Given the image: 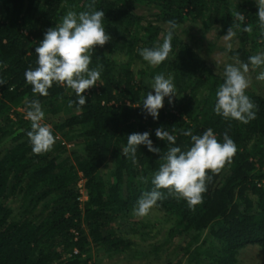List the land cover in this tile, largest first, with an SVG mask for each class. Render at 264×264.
<instances>
[{"label":"trees","instance_id":"trees-1","mask_svg":"<svg viewBox=\"0 0 264 264\" xmlns=\"http://www.w3.org/2000/svg\"><path fill=\"white\" fill-rule=\"evenodd\" d=\"M90 2L0 0V78L6 81L0 84V264H88L94 245L116 253L131 250L132 239L120 228L127 227L142 194L153 189L152 177L168 149L192 146L182 130L202 135L208 128L218 142L223 143L224 133L235 142L232 162L218 175L209 173L212 180L194 211L166 189L160 190L165 198L155 209L161 224L169 223V237L176 231L188 238L184 249L192 264H240L241 247L264 245V93L246 90L257 106L256 118L247 124L217 115L223 74L213 70L178 27L201 21L205 30L214 26L223 34L239 23L234 28L238 44L229 52L248 63L264 46L258 6L247 0H95L96 10L105 13L103 25L111 40L92 56L90 68L103 65V71L98 84L84 93L86 104L69 107V100L78 99L74 91L55 84L46 97L34 94L24 73L37 67L35 48L68 11H86ZM139 5L152 10L153 18L139 13ZM237 11L244 21L234 20ZM170 20L178 25L172 51L152 67L138 50L162 43ZM246 26L251 33L244 31ZM160 73L173 77L178 97L171 104L165 97L154 120L142 102L149 91L154 94L150 82ZM34 99L45 113L42 123L55 137L52 151L42 155L33 153L27 136V105ZM157 128L174 135L176 143L157 138ZM145 131L160 151L140 145L134 164L122 148L128 135ZM64 138L75 142L69 153H64ZM82 178L86 199H81ZM142 225L150 227V221L133 220L127 228ZM206 230L213 244L202 239Z\"/></svg>","mask_w":264,"mask_h":264},{"label":"clouds","instance_id":"clouds-1","mask_svg":"<svg viewBox=\"0 0 264 264\" xmlns=\"http://www.w3.org/2000/svg\"><path fill=\"white\" fill-rule=\"evenodd\" d=\"M256 3L259 26L264 30V0H256ZM87 9L79 13L68 11L60 23L45 32L43 40L35 48L37 67H30L24 73L26 82L32 86L34 94L46 97L49 95V89L55 84L74 91L78 99L69 100V107L74 103L78 107L86 104L84 93L98 84L103 71V65L90 68L92 56L97 46L103 47L111 40L103 25L104 11L96 10L95 0H91ZM232 16L235 21L245 20L244 14L239 11L232 13ZM177 27L174 20L168 21L162 43L138 50L139 55L150 66L157 67L169 58L172 51L171 41ZM234 28L239 29L240 24H232L224 35L229 51L233 48L231 41L236 36ZM244 31L251 33V26H246ZM248 60V63H242L237 59L236 64L225 66L224 81L216 92L214 106V112L225 120L234 119L247 124L256 118L257 106L246 95V90L251 84L246 74L250 70L249 64L253 69L264 66V53L252 55ZM257 79L264 81V72H261ZM4 83L6 81L0 78V84ZM150 87L154 94L152 91L147 93L142 102V110L156 120L159 118V111L164 107L165 97L170 104L173 103V98L178 97L177 90L173 77H166L163 73L154 76ZM27 106L29 110L26 118L31 122V130L27 132V136L32 151L37 155L48 153L54 147L55 137L51 127L42 123L45 118L42 105L39 100L34 99L29 101ZM133 107H140V104ZM181 134L191 137L192 146L186 151H182L180 147L168 149L163 157L165 162L152 177L153 189L143 193L137 201V207L134 209L136 216H147L150 210L157 206V202L165 198L161 189H166L169 195L177 199L186 200L188 207L194 211L195 207L203 202V193L207 191L212 175H218L226 164H230L237 152L235 142L227 133H224L223 143L218 142L211 128L205 130L202 135H194L191 129L182 130ZM155 135L161 140H166L168 144L176 143V137L162 128H157ZM140 145H146L148 150L154 153L160 151L153 146L149 132L132 133L128 135L122 152L131 158L134 164ZM143 179L146 182V178Z\"/></svg>","mask_w":264,"mask_h":264},{"label":"rangeland","instance_id":"rangeland-1","mask_svg":"<svg viewBox=\"0 0 264 264\" xmlns=\"http://www.w3.org/2000/svg\"><path fill=\"white\" fill-rule=\"evenodd\" d=\"M253 5H257L256 0H247ZM137 11L145 17L152 19L153 11L146 9L143 6H137ZM202 22L187 21L178 27L179 33L197 50L203 54L208 63L212 66L216 73L223 74L225 66L228 64H236L237 58L230 54L227 49V43L224 40V35L227 33H219L217 27H210L206 30L201 24ZM238 38L234 37L231 41L233 46L238 44ZM258 54L264 53V46H260L257 50ZM239 60V59H238ZM240 61V60H239ZM241 62V61H240ZM239 66V65H237ZM249 72L246 74L251 80L249 88L261 91L264 93V81L258 80L257 76L264 72V66L253 69L249 66ZM64 153L70 152L74 146V141H66ZM111 165V164H110ZM84 178L82 179V196H86L87 192L84 187ZM160 213L154 208L145 217L134 216L128 222V226L133 225V220L143 219L150 221V227L142 225L140 229L120 228V233L130 237L132 249H126L122 253H116L105 248L92 246L91 256L88 258V264H188V253L184 249L188 238H185L181 233L174 231L171 237L168 236L169 223L161 224ZM122 231V232H121ZM204 237V238H203ZM202 239H205L206 244H213L211 236L207 230L204 232ZM166 238L168 241H166ZM201 239V240H202ZM201 240L199 242H201ZM204 242V241H203ZM164 243L163 245H161ZM183 260L177 263L179 258ZM240 264H264V245L260 243L247 244L240 248L238 252Z\"/></svg>","mask_w":264,"mask_h":264},{"label":"built area","instance_id":"built-area-1","mask_svg":"<svg viewBox=\"0 0 264 264\" xmlns=\"http://www.w3.org/2000/svg\"><path fill=\"white\" fill-rule=\"evenodd\" d=\"M82 179H83V178H82ZM82 179L79 180V186L81 187V191H82V186H83L82 183H81V182H82ZM82 192H83V191H82ZM86 198H87V195L84 196V197L81 196V199H86Z\"/></svg>","mask_w":264,"mask_h":264}]
</instances>
